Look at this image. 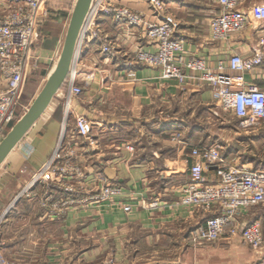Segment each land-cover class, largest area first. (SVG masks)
<instances>
[{"label": "crops", "instance_id": "1", "mask_svg": "<svg viewBox=\"0 0 264 264\" xmlns=\"http://www.w3.org/2000/svg\"><path fill=\"white\" fill-rule=\"evenodd\" d=\"M165 1L167 12L179 25L176 36L185 39L189 56L204 57L215 67L218 60H226L232 53L250 54L255 43L251 28L225 40L211 39L208 21L216 6H203L202 0ZM122 3L142 11L149 20L155 19L145 0ZM98 25L103 38L116 48V55L107 56L99 41L87 40L77 60L74 78L83 88L71 107L95 124L94 144H82L77 151L83 172L78 180L91 192L103 180L117 183L122 189L117 198L120 203L91 204L69 209L61 218H47L40 204L48 189L43 185L35 187L34 199L15 202L56 146L64 116L63 86L0 165V214L9 213V223L35 220L57 224L55 230H43L56 239L42 248L46 257L34 264H255L264 256V245L251 249L239 235L193 244L192 229L216 213V207L205 211L177 201L181 186L189 181L190 147L219 143L225 164L264 169V129L244 128L236 117L224 120L214 115L208 84L179 85L176 80L161 78L159 71L149 66L121 69V54L147 47V38L141 28L110 18H100ZM41 66L47 70L53 62ZM227 73L237 84L264 86V64L250 72ZM23 110L19 105L18 112ZM175 131L182 133L184 143L171 140ZM255 143L261 146L257 148ZM204 176L209 182L217 181L215 166L206 167ZM48 194L53 198L65 195L57 187ZM153 202H158V208L149 207ZM127 203L132 205L129 211L124 210ZM250 222H258L264 232V203L243 211L240 228Z\"/></svg>", "mask_w": 264, "mask_h": 264}, {"label": "built area", "instance_id": "2", "mask_svg": "<svg viewBox=\"0 0 264 264\" xmlns=\"http://www.w3.org/2000/svg\"><path fill=\"white\" fill-rule=\"evenodd\" d=\"M58 1L0 0V141L22 115L18 106L27 77L38 70L42 62L55 64L57 60L58 56L55 57L54 53H59V49L45 55L38 46L45 22L59 10L56 7ZM75 1L72 0L68 15ZM145 1L154 20H149L142 11L127 6L122 0L91 1L80 31L76 62L64 83V116L56 146L17 194L15 202L21 198L34 199L35 187L43 185L48 188L46 193L57 187L65 194L53 198V195L45 193L40 204L47 218H61L69 209L91 204L120 203L121 199L117 198L122 196V189L117 183L103 180L93 192L83 181L79 184L78 179L83 172L78 166L77 151L82 144H94L92 127L95 124L71 107L72 99L82 93L74 75L84 42L99 41L102 53L116 55V48L101 34L98 22L103 17L141 28L148 40L147 47L132 54H121V69L127 70L133 65L149 66L157 69L161 78L176 80L179 85L189 82L208 84L213 95L214 115L230 113L241 120L244 128L264 129V86L255 82L237 84L235 78L227 73V70L250 72L264 64V0L253 4L246 3V0H213L217 10L208 21L211 39L225 40L246 28H251L255 36L249 55L232 53L226 60H218L215 67H211L204 57L187 54L185 39L176 36L179 25L167 12L165 0ZM171 140L184 143L179 131L171 133ZM262 149L264 151V143ZM189 155L192 158L189 181L181 186L177 202L205 211L216 207L217 211L192 229L193 244L211 243L223 237L239 235L242 243L249 248L262 247L264 232L261 225L250 222L240 228V216L245 209L264 203V169L225 164L221 145L215 142L192 146ZM211 165L215 166V182L207 181L204 176V169ZM123 206L125 211H129L132 205L127 203ZM158 206V202L149 205L150 208ZM5 217L6 212L0 214V264H20L17 257H9L2 247L1 230ZM255 264H264V256Z\"/></svg>", "mask_w": 264, "mask_h": 264}, {"label": "rangeland", "instance_id": "3", "mask_svg": "<svg viewBox=\"0 0 264 264\" xmlns=\"http://www.w3.org/2000/svg\"><path fill=\"white\" fill-rule=\"evenodd\" d=\"M259 1L261 0H246V3L253 4ZM71 2L72 0H59L56 3V7H58L59 10L50 16L41 30L42 38L38 48L45 55L51 54L57 48L59 49V52L61 50L71 15V13L68 15ZM202 4L203 6L209 8H215V3L213 0H202ZM41 65L38 70H36L31 76L27 77L28 80L25 82L26 84L24 93L22 97H20L19 101V104L23 107H26V109L21 113H24L31 105L34 98L40 92L47 80V72H51L54 66L53 64L52 67L50 66L46 70L43 69V66ZM77 84L83 88V85L80 82ZM220 116L224 120H230L234 117L230 113L223 112H220ZM255 144L257 148L261 146V143ZM34 212V209L31 210V213ZM8 214L9 213H7L3 221L1 230L3 240L2 247L4 252L8 254L9 257H17L20 260V264H25L26 262L34 264V261L37 259L41 260L45 258L46 256L43 252V249L50 245L51 241L56 238H53L50 233H45L43 230H55L57 229V224L47 221L35 220H29L26 223L25 221L9 223Z\"/></svg>", "mask_w": 264, "mask_h": 264}, {"label": "water", "instance_id": "4", "mask_svg": "<svg viewBox=\"0 0 264 264\" xmlns=\"http://www.w3.org/2000/svg\"><path fill=\"white\" fill-rule=\"evenodd\" d=\"M91 1L92 0L75 1L61 50L44 86L34 98L31 105L11 126L0 141V165L25 136L36 120L47 109L56 93L64 86L76 62L75 55L80 31L91 5Z\"/></svg>", "mask_w": 264, "mask_h": 264}, {"label": "bare ground", "instance_id": "5", "mask_svg": "<svg viewBox=\"0 0 264 264\" xmlns=\"http://www.w3.org/2000/svg\"><path fill=\"white\" fill-rule=\"evenodd\" d=\"M77 54V53H76Z\"/></svg>", "mask_w": 264, "mask_h": 264}, {"label": "trees", "instance_id": "6", "mask_svg": "<svg viewBox=\"0 0 264 264\" xmlns=\"http://www.w3.org/2000/svg\"><path fill=\"white\" fill-rule=\"evenodd\" d=\"M48 46V45H47Z\"/></svg>", "mask_w": 264, "mask_h": 264}]
</instances>
